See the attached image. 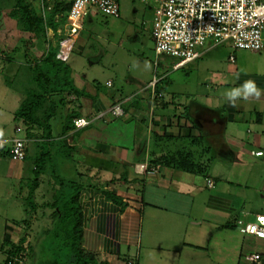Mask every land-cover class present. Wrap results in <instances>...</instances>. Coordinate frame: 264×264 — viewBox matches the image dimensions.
Returning a JSON list of instances; mask_svg holds the SVG:
<instances>
[{"label":"crops","instance_id":"1","mask_svg":"<svg viewBox=\"0 0 264 264\" xmlns=\"http://www.w3.org/2000/svg\"><path fill=\"white\" fill-rule=\"evenodd\" d=\"M153 21L154 15L151 46ZM62 30L48 36H61L58 48L68 54L64 62L72 68L74 84L89 95L67 97L63 115L75 111L94 121L60 137L52 133L65 148L51 147L54 161L48 169L83 185L78 197L82 248L107 264H251L248 258L255 253L264 264V239L237 229L239 220L247 223L264 214V52L208 42L200 59L177 69L175 59L156 55L161 74L128 90L111 77L97 78L96 64L85 60L90 36L83 31L69 41L68 29ZM33 41L34 60L38 45ZM0 61L2 71L20 72L14 71L13 59L0 56ZM10 80L5 82L11 88ZM246 80L254 81L261 95L228 105L223 94ZM118 103L124 115L113 117L110 110ZM17 127L23 124L14 135ZM33 132L34 145L27 147L37 152L42 132ZM43 185L44 194L38 190L37 196L50 197L52 184ZM7 229L5 239L13 230Z\"/></svg>","mask_w":264,"mask_h":264},{"label":"trees","instance_id":"2","mask_svg":"<svg viewBox=\"0 0 264 264\" xmlns=\"http://www.w3.org/2000/svg\"><path fill=\"white\" fill-rule=\"evenodd\" d=\"M37 3L40 5L39 1ZM48 6L51 9L41 14L30 0H14L13 5L5 12L6 21L21 34L32 35L31 43L33 40L49 42L48 33H57L62 25L60 21H67L66 15L71 3L53 0ZM40 10L42 11L41 7ZM58 17L62 20L59 21ZM58 47L60 44L53 47L49 45L40 58L27 62L26 67L33 76L32 83L29 80L26 82L22 101L14 115V120L26 128V137L34 136L33 131L37 129L42 132L43 140L42 147L35 156V176L28 185L26 215L29 220L25 221V229L30 228V220L41 213L37 221L42 231L37 235L35 245H28V256L31 264H107L100 261L94 253L86 252L81 245L82 218L78 197L83 185L48 169L49 164L54 161L51 147L65 148L61 140L54 138L52 133L57 132L59 137L66 134L73 129V121L80 117L75 111H68L66 116L63 115L69 105L67 97L89 96L74 84L70 64L57 58ZM24 56L28 57V52ZM10 155L9 149L0 151V157L11 159ZM29 155L30 150L26 145L25 160ZM50 173L52 178L44 180L43 177ZM45 182L52 184V195L36 201V192ZM103 192L114 202L122 203L114 193L107 190ZM27 236L25 231L19 245L10 251L9 257H22L21 254L26 250L24 246L28 242Z\"/></svg>","mask_w":264,"mask_h":264},{"label":"rangeland","instance_id":"3","mask_svg":"<svg viewBox=\"0 0 264 264\" xmlns=\"http://www.w3.org/2000/svg\"><path fill=\"white\" fill-rule=\"evenodd\" d=\"M30 1L36 11L42 14L41 5L37 3L39 0ZM13 3L14 0H0V32L5 35V38L0 39V56L13 59L14 71H20L17 72L18 75L16 76L15 74L12 75V72L2 71L0 61V136L2 137L15 136L14 128L20 122L17 123L14 120L13 112L19 108L21 103L19 98L23 96L22 92L26 82L29 80V83H32L33 77L26 67L27 65L24 64L33 60L34 41L31 43L29 35L17 32L6 21L5 12ZM151 5H145L138 0H121V12L118 17H107L97 13L88 16L86 21L83 20L82 32L84 31L90 36L85 50V60L91 64H96L94 73H97V78L103 80L106 77H111L116 81V86H119L118 83L121 81L122 85L128 86V90H135L145 86V83L154 78L156 74H161V68L155 64L157 62L156 54L152 50V42L149 39V29L153 20ZM57 19L62 20L61 17ZM60 22H62L60 28L65 31L66 22L64 20ZM1 33L0 38L2 37ZM25 35L26 40L22 41L25 42L23 44L20 42V38ZM49 37V42L48 40L45 43L35 42L38 45L36 52L38 58L45 53L49 45L53 47L60 44L61 36L59 34ZM26 52L29 54L28 57L24 56ZM19 61L23 64H19ZM178 75L182 76L183 73L179 72ZM171 77L172 79L177 78L176 75ZM6 79H11V88L6 85ZM23 79L25 80L21 84ZM130 80L132 83H129ZM8 88L11 91H7ZM6 95H8L7 98ZM30 138L33 139L34 136L27 137V145L29 142L34 145ZM34 150L35 148L31 149L29 158L23 162H12L9 158L0 157V264H3L9 258L10 251L19 245L25 231L28 234V242L25 244L26 250L21 256L25 264H31L27 247L28 245H35L37 235L42 231L34 218L30 220V228L25 229V221L29 220L25 213L28 209L26 188L35 176L36 152ZM22 177L25 178L26 183L21 181ZM48 177L49 175L44 176L43 179ZM75 181L81 183L80 180ZM42 186L44 185L42 184ZM44 190L40 189L37 194H44ZM43 197L45 196H37L38 201H42ZM36 224L37 226H35ZM8 226L12 227L13 230L10 232L11 237L5 239Z\"/></svg>","mask_w":264,"mask_h":264},{"label":"built area","instance_id":"4","mask_svg":"<svg viewBox=\"0 0 264 264\" xmlns=\"http://www.w3.org/2000/svg\"><path fill=\"white\" fill-rule=\"evenodd\" d=\"M53 0H39L42 11L51 9ZM71 3L66 15L68 39L73 41L82 32L83 20L91 13L107 17H118L121 0H60ZM153 5V40L157 56L175 59L174 68L193 63L201 58L208 42H228L234 50L264 52V0H138ZM57 58L68 59V54L58 51ZM234 60V57L231 58ZM122 104L110 110L113 117H122ZM103 117V114L100 115ZM92 118H77L76 128L92 124ZM28 139L24 126L17 127L15 136L0 138V151L9 149L11 160L23 162L26 159ZM258 152L257 155H262ZM142 169H148L142 166ZM210 186L214 185L209 181ZM237 229L244 235L264 239V214L254 220H239ZM261 255L249 256L251 264H261ZM25 264L22 257H9L3 264Z\"/></svg>","mask_w":264,"mask_h":264},{"label":"clouds","instance_id":"5","mask_svg":"<svg viewBox=\"0 0 264 264\" xmlns=\"http://www.w3.org/2000/svg\"><path fill=\"white\" fill-rule=\"evenodd\" d=\"M260 95L261 89L252 80H246L239 87L226 91L223 94L225 102L233 107L236 106L237 101L240 99H247L251 96L258 97Z\"/></svg>","mask_w":264,"mask_h":264}]
</instances>
